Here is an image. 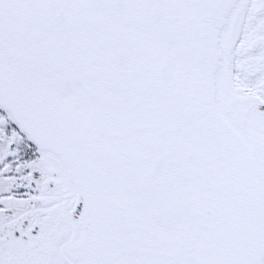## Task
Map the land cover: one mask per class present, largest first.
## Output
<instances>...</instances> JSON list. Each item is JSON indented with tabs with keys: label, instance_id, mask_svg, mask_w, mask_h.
Here are the masks:
<instances>
[{
	"label": "snow or ice",
	"instance_id": "1",
	"mask_svg": "<svg viewBox=\"0 0 264 264\" xmlns=\"http://www.w3.org/2000/svg\"><path fill=\"white\" fill-rule=\"evenodd\" d=\"M0 264H264V0H0Z\"/></svg>",
	"mask_w": 264,
	"mask_h": 264
}]
</instances>
